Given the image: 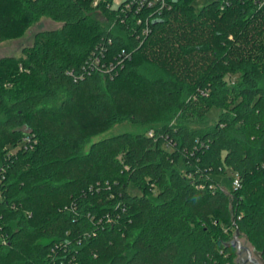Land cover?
Segmentation results:
<instances>
[{
	"label": "trees",
	"instance_id": "1",
	"mask_svg": "<svg viewBox=\"0 0 264 264\" xmlns=\"http://www.w3.org/2000/svg\"><path fill=\"white\" fill-rule=\"evenodd\" d=\"M167 3L143 34L125 1L0 0V43L61 24L0 58V264H240L237 229L264 258V0Z\"/></svg>",
	"mask_w": 264,
	"mask_h": 264
},
{
	"label": "rangeland",
	"instance_id": "2",
	"mask_svg": "<svg viewBox=\"0 0 264 264\" xmlns=\"http://www.w3.org/2000/svg\"><path fill=\"white\" fill-rule=\"evenodd\" d=\"M124 1L126 0H112V8L117 9ZM192 1H193V4L196 6V9L199 10L202 6L206 5L212 0H192ZM17 15L18 14L15 13L14 16L17 17ZM13 24H14V28H13L11 36L8 39H6L4 42L0 43V58L4 56L20 57L22 54V50L26 46H31L34 43L35 36L38 32H41L44 30L58 29L61 27L60 23L55 22L48 17H42L38 19L35 23H33L28 29L24 31L21 29V26L19 25V23H17L16 19H14ZM233 79L235 78L233 77ZM219 113H220V110L217 107L211 108L208 114V118L211 122H207L203 126H206V125L212 124V122H215L219 117ZM198 127H201V126H198ZM139 131H144V128L136 127L130 122L125 121V122L115 125L112 129L108 131H105L101 134L96 135L90 140V144L97 142V141H101L106 138L117 136L123 133H129V132L135 133ZM232 176H233L232 172L227 170L226 174L222 178V187L225 191L229 190L231 187ZM129 191L132 194L140 195V192L136 189L134 185L130 186ZM234 236L231 242L234 241ZM240 240L243 245L245 246L247 245L251 249H254L252 244L248 242L246 238L241 237ZM236 250L238 251L237 247H236ZM239 257L240 256L237 254L236 260H238ZM241 257L246 258L247 254L243 252Z\"/></svg>",
	"mask_w": 264,
	"mask_h": 264
},
{
	"label": "built area",
	"instance_id": "3",
	"mask_svg": "<svg viewBox=\"0 0 264 264\" xmlns=\"http://www.w3.org/2000/svg\"><path fill=\"white\" fill-rule=\"evenodd\" d=\"M36 1V0H33ZM100 0H93L96 6ZM168 7L167 0H126L123 12L132 14L136 23L143 25V34H148L150 31V21L158 18L160 14ZM145 22V24H144ZM241 187V181L237 175L232 180V189L238 190Z\"/></svg>",
	"mask_w": 264,
	"mask_h": 264
},
{
	"label": "water",
	"instance_id": "4",
	"mask_svg": "<svg viewBox=\"0 0 264 264\" xmlns=\"http://www.w3.org/2000/svg\"><path fill=\"white\" fill-rule=\"evenodd\" d=\"M240 239V231L239 229H237L234 236V241L230 243V246L238 248L237 254L240 256L238 262L240 264H264L262 253L257 251L256 249H251L247 245H243ZM243 252L247 254L246 258L241 257Z\"/></svg>",
	"mask_w": 264,
	"mask_h": 264
}]
</instances>
